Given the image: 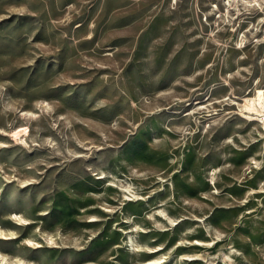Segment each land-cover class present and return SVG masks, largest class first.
Masks as SVG:
<instances>
[{"label":"rangeland","instance_id":"obj_1","mask_svg":"<svg viewBox=\"0 0 264 264\" xmlns=\"http://www.w3.org/2000/svg\"><path fill=\"white\" fill-rule=\"evenodd\" d=\"M259 90L264 0H0V264H264Z\"/></svg>","mask_w":264,"mask_h":264},{"label":"bare ground","instance_id":"obj_2","mask_svg":"<svg viewBox=\"0 0 264 264\" xmlns=\"http://www.w3.org/2000/svg\"><path fill=\"white\" fill-rule=\"evenodd\" d=\"M256 97H257V95H256ZM258 105L256 104V102L254 101V100H252V106L254 107H257V106H259L260 108H264V91H262V90H259V92H258ZM258 108V107H257ZM257 108H254V110L255 111H258V109ZM263 118V117H262ZM260 120H263V119H260ZM27 129L25 128V129H23L22 130V132H25Z\"/></svg>","mask_w":264,"mask_h":264}]
</instances>
